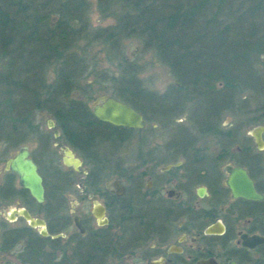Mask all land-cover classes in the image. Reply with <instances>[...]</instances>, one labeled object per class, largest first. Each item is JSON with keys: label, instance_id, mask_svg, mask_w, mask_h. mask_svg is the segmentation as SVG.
I'll return each mask as SVG.
<instances>
[{"label": "flooded vegetation", "instance_id": "obj_1", "mask_svg": "<svg viewBox=\"0 0 264 264\" xmlns=\"http://www.w3.org/2000/svg\"><path fill=\"white\" fill-rule=\"evenodd\" d=\"M220 90H212L213 95ZM169 92L148 91L147 113L139 111L144 128L150 123L148 134L97 141L85 156L62 138L52 120L53 138L58 144L63 140L59 150L68 147L80 161L74 168L61 159L68 168L62 191L75 180L80 201L89 205L85 215L70 210L71 218L55 216L52 207L48 221L36 214L39 203L5 169L25 145L44 190L27 140L29 135L35 139V125L28 121L24 129L15 121L9 128L7 122L0 126V264H264V149L256 148L249 132H231L229 94L218 95L220 103L209 107L206 126L200 125L197 107L186 113L190 104L176 103L182 94ZM155 96L166 102L152 103ZM169 97H175L173 103ZM102 123L113 131L137 130ZM102 143L109 151L100 150ZM126 143L130 151L118 152ZM94 202L101 208L99 217L92 214ZM19 208L43 219L47 235L12 212ZM16 221L23 226H7ZM69 227L72 232L66 231Z\"/></svg>", "mask_w": 264, "mask_h": 264}, {"label": "trees", "instance_id": "obj_2", "mask_svg": "<svg viewBox=\"0 0 264 264\" xmlns=\"http://www.w3.org/2000/svg\"><path fill=\"white\" fill-rule=\"evenodd\" d=\"M95 5L102 17L114 19L113 24L90 27L88 0H0V60L5 63L0 83L9 88L0 109L6 106L10 112L14 88L22 93L24 105L46 109L62 138L84 156L97 141L106 143L131 133L113 131L96 120L86 105L89 95L72 97L90 73L93 45L101 44L120 69L118 77L109 79L115 91L110 95L147 113L149 93L124 52V42L135 39L175 78L168 90L183 95L178 105L191 102L205 108L199 122L206 126L210 106L219 104L223 94L230 95L232 105L241 92V65L256 73L254 58L264 56V0H95ZM49 71L53 77L46 83ZM216 82L222 84L223 90L217 92L221 97L213 95ZM170 98L175 97L168 98L173 103ZM164 102L153 97L156 105ZM25 113L19 111L21 117L14 119L9 113L8 120L0 113V126L7 122L9 128L15 121L29 126Z\"/></svg>", "mask_w": 264, "mask_h": 264}, {"label": "rangeland", "instance_id": "obj_3", "mask_svg": "<svg viewBox=\"0 0 264 264\" xmlns=\"http://www.w3.org/2000/svg\"><path fill=\"white\" fill-rule=\"evenodd\" d=\"M88 23L90 27H104L107 25H111L114 22V19L111 17H102L95 5V0H88ZM252 19V16L249 17ZM253 20V19H252ZM124 52L128 61H130L135 68H137L138 74L137 78L140 81V85L146 89L147 91L156 92L157 94H162L169 87L176 84L175 78L167 68V66L160 62L157 57L149 50L144 49L141 44L135 40H126L124 42ZM106 49L101 44L93 45L89 50V56H92L90 60L91 66L88 68L90 71L83 80H80V88L74 91L72 97L84 99L83 96H90V99H86V105L89 108L91 101L97 97L98 95L104 93L114 94L115 91L112 88L113 84L109 80L111 76L118 77L120 73V69L115 65L116 60L112 58V56H106ZM94 57V58H93ZM256 61L254 62V68L256 73H252L250 68L246 67L244 64L241 65V79L244 85L241 88V92L235 95V102L231 105V123L233 135L236 133L237 135H245L249 130L257 125L261 124L260 121L264 123V56L255 57ZM93 64V67H92ZM5 63L0 60V75L5 72ZM53 77V73L51 71L47 72L45 75V82H49ZM245 84L250 86L246 87ZM88 85V86H87ZM222 84L216 82L214 84L215 91L220 89ZM8 86L3 82L0 83V100L5 98L4 92L8 90ZM217 89V90H216ZM12 93L10 95V100L14 103L10 108V117L19 118L21 114H18L19 111H27L25 113L27 115V122L35 125L36 133L35 139L32 140L30 135L28 137V142L30 143L31 154L38 162V168L42 175L44 182V201L39 203L37 209L35 210L36 214H39L43 217L50 219L48 217V209L52 207L55 210V216L66 214L71 218V211L73 209H77L81 215H85L89 213V205L86 202L80 201L77 189L74 186L75 180L73 184L66 191H62L63 185L66 182L65 173L68 170L66 166L61 162L62 152L59 150V144H63V140H60V143H56V139L52 136V129L48 128L46 125V121L48 119L52 120L46 109H32L29 107L30 105H24L22 93H15V89L12 88ZM22 101V102H21ZM186 104H190L186 109V113L193 111V103L188 102ZM207 99L204 101V107L207 106ZM192 105V106H191ZM16 108V109H15ZM7 107H3L0 109V113L3 115L4 120L6 116L9 115L7 112ZM200 109L199 114L204 111L205 108ZM9 110V109H8ZM8 113V114H7ZM15 113V114H14ZM5 115V116H4ZM25 115V116H26ZM179 117L183 116L181 112H179ZM185 115V113H184ZM15 116V117H14ZM17 120V119H15ZM22 122V121H18ZM24 125V129L27 128L26 122H22ZM182 123V122H180ZM243 123V124H240ZM6 126L8 123L5 124ZM150 123H147V128H149ZM147 128L137 129L131 132V135L134 137H143L149 133ZM240 130V131H239ZM138 141V139L136 140ZM248 144L253 148L254 151H258L253 146V142L250 138L247 140ZM55 144V145H54ZM128 144H124L119 147L118 152L127 153L130 150L127 148ZM101 151H109V147L102 143L99 146ZM13 149L9 150V153L12 152ZM116 152V153H118ZM264 158V150L261 151ZM59 188V189H58ZM59 190V191H58ZM56 192V193H55ZM55 195H60V200L62 204L58 201V197ZM13 205V202L9 203ZM51 205V206H50ZM62 207H61V206ZM55 206V208H53ZM59 207H61L59 209ZM7 226H23V222L16 221L14 223H10ZM67 232H72V228H67Z\"/></svg>", "mask_w": 264, "mask_h": 264}, {"label": "water", "instance_id": "obj_4", "mask_svg": "<svg viewBox=\"0 0 264 264\" xmlns=\"http://www.w3.org/2000/svg\"><path fill=\"white\" fill-rule=\"evenodd\" d=\"M90 109L92 116L101 122L132 129H143L145 127V120L139 111L112 96L101 95L94 98L90 103ZM46 125L48 128H51L53 126V121L48 119ZM249 134L253 137L256 148L258 150L264 149V140L262 137L264 134V124L253 126L249 130ZM56 135L57 132H54V136ZM60 148L63 153L62 162L77 168L80 164L78 158L73 156L68 147L61 146ZM5 169L17 175L19 184L27 190L28 194L37 203L43 202L44 190L42 179L37 172L36 164L28 157V150L25 145L21 146L15 152L14 156L6 161ZM241 173L242 175L245 174L244 171ZM233 174L237 175L236 172ZM98 208L100 207L94 202L92 214L96 217H99L101 214L98 212ZM12 212L22 217L27 222L28 226L37 228L42 235H47L43 219L32 217L24 208H19ZM74 221L77 222V218H75Z\"/></svg>", "mask_w": 264, "mask_h": 264}]
</instances>
